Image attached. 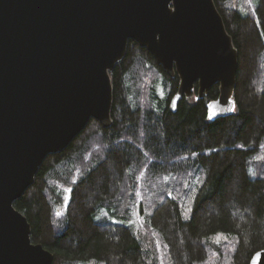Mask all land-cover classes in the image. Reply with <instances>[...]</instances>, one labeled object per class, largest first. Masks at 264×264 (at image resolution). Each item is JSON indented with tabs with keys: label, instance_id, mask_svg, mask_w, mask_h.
<instances>
[{
	"label": "trees",
	"instance_id": "trees-1",
	"mask_svg": "<svg viewBox=\"0 0 264 264\" xmlns=\"http://www.w3.org/2000/svg\"><path fill=\"white\" fill-rule=\"evenodd\" d=\"M214 2L239 52L234 112L211 118L220 85L173 110L179 77L131 40L112 125L92 119L14 204L54 264H251L264 250V0Z\"/></svg>",
	"mask_w": 264,
	"mask_h": 264
},
{
	"label": "water",
	"instance_id": "water-1",
	"mask_svg": "<svg viewBox=\"0 0 264 264\" xmlns=\"http://www.w3.org/2000/svg\"><path fill=\"white\" fill-rule=\"evenodd\" d=\"M131 40L179 77L173 110L220 85L210 116L233 113L239 52L214 0H0V264H54L14 204L92 119L112 125L110 74Z\"/></svg>",
	"mask_w": 264,
	"mask_h": 264
},
{
	"label": "rangeland",
	"instance_id": "rangeland-1",
	"mask_svg": "<svg viewBox=\"0 0 264 264\" xmlns=\"http://www.w3.org/2000/svg\"><path fill=\"white\" fill-rule=\"evenodd\" d=\"M237 1L239 2L240 7L241 8L243 7V9L245 8L244 6H247L248 8H251V5L255 3V0H237ZM233 112H234V110H233ZM252 175H253L254 178L257 177V174L256 173H252ZM148 185H150V183ZM160 188H163L162 182H159V184L154 185V190L158 191V189H160ZM182 206L184 208L185 218L186 219H190V217H191V211H192V202H191V200H189V198L188 199L186 198V200H184L182 202Z\"/></svg>",
	"mask_w": 264,
	"mask_h": 264
}]
</instances>
